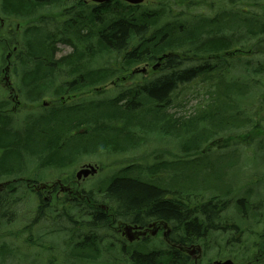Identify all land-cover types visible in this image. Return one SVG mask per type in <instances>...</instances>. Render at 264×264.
Segmentation results:
<instances>
[{"label": "trees", "instance_id": "obj_1", "mask_svg": "<svg viewBox=\"0 0 264 264\" xmlns=\"http://www.w3.org/2000/svg\"><path fill=\"white\" fill-rule=\"evenodd\" d=\"M168 1L157 0L153 5L140 6L112 1L93 10L87 6L85 0H0V14L4 24L8 25L15 19L24 22L31 20V29L23 30L21 42L17 41L20 46L13 54L18 64V67L14 68V74L18 81L16 87L21 97L20 105L30 106L28 104L39 103L46 97L57 98L65 94L75 98L87 87H96L114 78L117 72H129L134 66L142 63L153 64L158 57L168 55L160 64V71L164 72L162 76L143 85H136L115 99L97 100L100 105H96L94 110L99 112L104 109L101 118L112 122L108 123L106 130L98 113L91 124L88 119L78 123L76 120L81 119L80 116L69 120L57 112L61 111L57 108H68L63 106L51 108L46 114L38 117L28 113L23 119H19L16 114L6 113L10 103L4 96L6 92L0 88V181L20 182V178L25 177L29 169L35 170L34 173H43V170L55 168L69 169L79 157L86 156L88 152L109 148V144L103 143L107 142V138H86L87 134H99L104 131L118 133L121 121L125 122L122 126L124 129L128 126L126 123L131 120L132 124L139 125L138 136H143L135 138L138 142L144 141L147 132L155 134L163 130V135L178 133L177 127H181V124L173 119L172 115H167V109L174 104L179 90L196 81L206 84V94L210 97L206 105L211 106L209 109L199 107L195 117L196 123L199 120L209 121L211 118L213 120L222 117L231 105H264V3L261 0L248 1L249 6L258 10L256 13H248L245 6L241 5L231 12L224 9L222 15L180 13L172 19ZM172 1L175 6L188 4L199 8L205 5L204 2L195 0ZM240 2L229 0L228 5ZM114 4L119 8L110 11L109 8ZM47 7L58 11L57 18L43 15L42 11ZM99 11L105 12L104 18L99 16ZM227 26L229 29L226 30ZM92 32L96 39L94 47L88 45L78 49L75 43L86 42L85 39ZM58 42L73 47V53L68 57L56 58L55 45ZM237 48H242L253 56L259 55L262 61L252 63L251 59L243 60V74L235 77L228 69L229 65L233 68L237 62L228 61L227 54L231 50L243 53L242 49L235 50ZM74 54L78 59H71ZM105 55H118L121 67H97L93 70L96 72L95 80L88 82L87 75L79 69V65L92 61V58H104ZM0 58L1 71V64L6 60L2 55ZM78 63L80 64L77 66ZM63 64H68L70 68L62 70ZM68 77L73 80L58 82L59 78ZM258 97L260 99L255 101ZM74 98L71 97L70 100ZM248 98L251 103L247 102ZM78 100L73 101L74 106L69 107L89 103ZM65 102L70 101L65 99ZM214 105L222 107L213 109ZM107 107H112L115 114L106 112ZM231 115L233 117L230 120L236 121L224 128L233 135L229 139L235 140L236 136H240L236 130L250 127L248 133L251 140H260L261 147L264 145V128L260 121L253 120L249 109L240 108L237 113L234 111ZM83 126L84 128H81ZM60 127L62 136L58 135ZM80 129L84 130L83 133L78 132ZM47 132L49 133L45 140ZM46 148L51 152L58 151L57 158L53 153L43 154ZM14 162L17 167H14ZM30 162L40 165L41 169L30 165ZM152 168L153 166L148 167V173L152 172ZM118 177L113 178L106 191V195L118 203L119 213L116 218L130 220V217L137 219L138 216H143L170 220L177 228L191 233L190 239H197L196 241L204 239L201 238L200 230L208 234L222 228L219 219L226 202L220 205L200 204L195 211H191L176 201H167L162 187L156 188L133 176L131 169ZM8 202L9 197L0 196V225L7 214L3 210ZM97 216L102 219L101 214ZM98 221L100 220L95 222ZM96 223L89 226L88 232L99 233L100 226L95 225ZM0 245V261L10 258L11 249ZM95 253L92 251V254ZM110 253L115 256L114 251ZM131 258L128 264L156 262L151 253L134 254ZM162 259L160 255L159 261L164 263ZM246 261L249 264L251 262L249 259Z\"/></svg>", "mask_w": 264, "mask_h": 264}, {"label": "rangeland", "instance_id": "obj_2", "mask_svg": "<svg viewBox=\"0 0 264 264\" xmlns=\"http://www.w3.org/2000/svg\"><path fill=\"white\" fill-rule=\"evenodd\" d=\"M86 1L89 7L95 5L90 0ZM156 1L145 0L142 5H153ZM195 1H202L205 5L199 8L188 6V4L185 6H175L173 1L169 0L170 6L168 5V9L171 11V18L175 19L180 13L190 15L201 13L205 16L210 14L222 15L224 9L226 12H231L240 8L241 5L245 6L248 13H256L258 11L256 8L248 5L249 0H237L241 2L231 5H228L229 0ZM261 1L264 3V0ZM117 2L127 4L122 1ZM116 8L119 7L114 4L109 10L111 11ZM44 9L42 12L45 17L57 18L58 11L55 8L47 7ZM82 11L86 10L82 9ZM98 14L101 17L106 15L104 11H99ZM30 21L24 22L15 19L11 20L9 25H4L3 29L0 30V57L1 55L3 59L6 57L9 59L11 57L13 47L16 45L17 47L20 46V44H17V41L21 42L23 30L26 28L31 29ZM17 25H19V30L16 28ZM8 29L10 30L9 32H7ZM227 29H229L228 26L226 27ZM85 40L86 42L75 43L78 45V49H82L88 45L94 47L96 44L94 32ZM55 49L57 53L56 58L68 57L74 51L73 47L60 42L55 45ZM238 49L242 48L235 50ZM74 55L71 59H78L77 55ZM227 56H229L228 61L232 63L237 62L233 68L229 65L228 69L235 77L242 73L243 67L241 65H243V60L251 59L250 61L252 63L262 61V57H259V55L253 56L252 53H246L244 50L243 53L231 50ZM237 59H240L242 62L239 63ZM7 63H9V66H7ZM93 63L94 69L97 67L102 69L121 67L118 55H105L104 58H99L98 60L92 58V62H84L81 65H79L80 63L76 64L85 73L84 75H87L88 82L95 80L96 72L91 69ZM1 65L2 71L6 67H9V79L12 87L15 89L13 96L17 95V99L21 101L16 87L18 81L14 74V68L18 67L15 57H12ZM68 68H70L68 64H63L61 67L62 70H67ZM133 70H145V73L138 72L130 75V72ZM2 71H0V82L1 84H5L4 78L6 74L4 72L1 73ZM163 74L164 72L160 71V67L153 71L152 64L142 63L134 66L129 72H117L114 78L108 79L99 86L87 87L85 91H82L77 97L70 100V102L62 103L59 101L60 98L67 99L68 96H71L70 94H65L57 98L46 97L36 104H28L33 106L19 105L16 117L23 119V117L27 116L34 109H36V113L33 111L35 113L33 116L38 117L40 113L46 114L51 108L63 106L68 108H57L61 110L57 111L61 116L69 120L77 119L80 116L81 119L76 120L78 123L88 119L89 124H91L94 122V117L97 113L100 118L103 115L102 111L104 109L99 112L94 110L96 105H100L97 100L115 99L130 88L136 85H143ZM121 78L125 79L121 80ZM72 80V77L59 78L58 82L63 81V83H66ZM113 81H116L115 86L110 85ZM94 91H98V93ZM206 91H208L206 84L197 81L186 85V87L178 91L174 104L167 109V115H172V118L178 120V123L181 124V127H177L179 129L178 133L163 135V130H159L155 134L147 132L145 133L146 137L144 141L138 142L135 138L143 136H138L139 125L137 123L132 124L131 120V122H128L129 124L126 123V126H128L124 129L122 126L125 122L121 121L118 126V133L104 131L99 134L96 132L95 134L92 133L85 136L86 138H107V142H103L109 144V148L106 150H93V152H88L86 156L79 157L77 162H74L73 166L66 170L55 168L49 169L48 171L43 170V173L38 171L34 173L35 170L29 169L26 176L20 178V182L4 187L2 192H0V196L9 197V202L6 204V209L3 210L7 214L4 220L1 221L3 224L0 225V238H2L0 244L4 245L8 250L13 248L16 257L7 258L2 264H15V262L24 260V258L18 260L19 257H24V252H17L16 249L19 247L24 251V242L29 236L27 234L29 230L28 226L30 221L35 219L38 213L34 197L29 200L31 196L29 195L26 183L29 181L50 183L58 179L66 181L73 178L82 165L98 167V173L87 180L90 187L97 182L112 181L113 178L131 169L133 176L149 184L153 183L162 187L169 193L171 200L188 206L190 210L195 211L196 207L200 204H202L201 206L205 204L220 205V203L224 204L226 202L224 212L220 215L219 219L222 228L219 231L216 230L208 234L206 233L204 239L200 241L203 242L206 249V257L201 260L200 264H207L217 258L221 260L230 259L237 263L247 262L246 260L249 259L252 261L251 264H264V252H260L264 244V145L261 147L259 144L260 140H251V135L248 133L250 127L236 130L235 132L240 136H236L235 140L229 139L233 135L224 129L226 125L233 124L236 121L230 120L233 117L231 114L234 111L237 113L240 108L245 107L250 110L253 120L260 121L264 128V105L257 103L254 105H231L229 109H226V114L221 115L222 117H217L213 120L211 118L209 121L207 119L199 120L196 123L195 117H197L196 114L199 107L211 108L210 105H206L210 99ZM7 95L8 93L4 94L5 97ZM78 99L89 103L82 104L79 107H73L74 104L72 103L79 101ZM259 99L260 97L255 101ZM13 102L15 103V100ZM44 102L50 103V105L42 106ZM247 102L251 103L249 98ZM70 105L73 106L69 107ZM14 106L15 104L12 105L11 102L8 110ZM214 106L213 109L222 107V105ZM105 111L109 114H115V110L112 107H107ZM101 119L105 130L108 129V123L112 124V122H107L108 120L104 118ZM238 124L239 122H237ZM81 128H84V126ZM83 131V129L78 130L79 133H83ZM62 132V128L60 127L58 135L62 136ZM48 133L44 136L45 140H47ZM53 136L56 138L54 133ZM68 137L69 133L67 132L66 139ZM50 153H53V156H56V158L59 155L58 151L51 152L47 148L43 152L45 155H49ZM13 165L17 167L16 162ZM30 165L35 166L36 164L30 162ZM36 166L41 169L40 165ZM150 166H153L151 169L152 172L148 173V167ZM2 182L6 181H0V183ZM94 197L101 199L102 195L98 191H95ZM56 205H58V208L64 207L63 212L66 213L67 207L64 204L61 205L58 202ZM113 208H115V205ZM12 210L15 211L17 216L15 224L9 220L8 214ZM50 211L48 210L47 212ZM25 213L29 217L24 221V218L20 217H23ZM88 219L83 213L79 212L77 216L74 215L73 221L69 222L67 219H64L63 224L67 225L71 230L67 232L68 234L77 237L85 232L84 228L88 225ZM32 230V235L38 234L36 232L38 228L34 223L32 224ZM8 237H12V240ZM168 249L160 234L154 238L131 244L129 247V251H138L143 254L159 252L163 256V262L166 260L165 254Z\"/></svg>", "mask_w": 264, "mask_h": 264}, {"label": "flooded vegetation", "instance_id": "obj_3", "mask_svg": "<svg viewBox=\"0 0 264 264\" xmlns=\"http://www.w3.org/2000/svg\"><path fill=\"white\" fill-rule=\"evenodd\" d=\"M96 7L97 6H92L91 8L96 10ZM4 25L3 18L1 17L0 30L3 29ZM9 31L10 30L8 29L7 32ZM60 58L62 57H59V59ZM90 62L92 61L90 60ZM91 69L94 70V63L91 65ZM1 73H3V71ZM122 79L124 80L125 78ZM0 88L8 93L6 98L9 103L12 102V105L15 104L10 110H8L9 105H7L8 109L6 113H12L15 115L18 112V106L20 105H17L16 101L15 103L13 102L16 95L13 96L11 88L7 87L4 83L1 84L0 82ZM33 111L35 112L36 109ZM33 111H30L29 113L35 115L36 112L34 113ZM41 114L44 115L43 113H40V115ZM91 177H82L79 180H76L74 175L73 178L66 181L58 179L50 183L34 181L26 183L29 195L31 196L29 200L34 197L38 213L36 218L30 221L28 226L29 230L27 231V234L29 236L24 242V251L19 247L16 249L17 252H24V257H19L18 260L23 258L24 260L15 262V264H128V262L132 260L131 257L134 254L143 255V253L138 251H129L130 245L149 238H154L158 234L161 235L162 240L169 249L165 254L166 260L164 263L159 261L161 255L159 252H150L156 259L155 264H175V262H177V264H200L201 260L206 257V249L203 242L196 241L197 239L191 240V233H187L186 231L177 228L173 221L171 222L170 220L159 217L145 218L143 216H138L137 219L130 217V220L116 218L117 213H119L118 203L106 195V191L112 181L110 180L109 182L103 183L97 182L90 187L87 180ZM12 184H15V182L8 183L6 186ZM149 185L154 187L158 186L155 184ZM4 187H0V192H2ZM158 187L160 188V186ZM95 191L101 193V199L94 197ZM164 191L165 199L167 201H174L170 199L169 193L166 190ZM58 202L67 207L66 213L63 212L64 207L59 206L60 208H58V205H56ZM114 205L115 208H113ZM48 210L51 211L47 212ZM79 212L89 218L87 221L88 225L84 228L85 232L83 231L84 233L82 236L74 237L67 233L71 230L67 225L63 224V220L67 219L69 222L73 221L74 215L77 216ZM98 214L102 215V219L98 218ZM8 215L9 220L13 221V224H15L17 218L15 211L12 210ZM28 217L29 215L25 213L23 217L20 218H24L25 221ZM97 220L100 221L96 223L95 221ZM100 222L103 224H100ZM33 223L38 228V230H36L38 234L35 235H32ZM94 223H96L95 225L100 226L98 234L88 232L89 226ZM121 225L133 228L132 233L134 234L146 230V235L140 236L139 239L133 242H129L123 233V227ZM151 230L154 231V235L150 234ZM200 234L201 238H204L206 232L200 230ZM8 238L12 240V237ZM85 243L88 245H83ZM11 251L10 258L16 257L13 248H11ZM92 251L96 253L92 254ZM111 251L115 252V256L110 253ZM260 252H264V244L262 245ZM93 256L95 257V260H93ZM217 260L221 259H214L207 264H214ZM3 261H5V259L1 260L0 264H2ZM129 264L143 263L131 262Z\"/></svg>", "mask_w": 264, "mask_h": 264}, {"label": "water", "instance_id": "obj_4", "mask_svg": "<svg viewBox=\"0 0 264 264\" xmlns=\"http://www.w3.org/2000/svg\"><path fill=\"white\" fill-rule=\"evenodd\" d=\"M112 0H91L92 3H95V4H105V3H108ZM117 1H122V2H125L129 5H132V6H137V5H141L144 3L145 0H117ZM15 50V48H14ZM168 55H163L162 57L158 58L157 60V63L153 66V70H156L158 67H159V64L161 62V60L165 57H167ZM8 59V57L6 58ZM8 67L5 68V71L8 72ZM141 72H145V70H141ZM5 81H6V84L7 85H10V82H9V78L6 76L5 77ZM97 170L96 168H94L93 166H86V168H81L77 174H76V178L77 180H79L80 178H86L88 177L89 175H94L96 174ZM2 186V184H0V187ZM123 227V233L124 235L126 236V238L128 239L129 242H133L137 239L140 238V236H145L146 235V230L145 231H142V232H139V233H132V229L131 227L129 226H126V225H121ZM152 235H154V231H150ZM214 264H240V263H237V262H233L232 260H224V261H216L214 262Z\"/></svg>", "mask_w": 264, "mask_h": 264}]
</instances>
